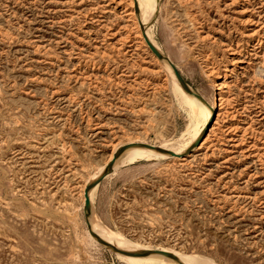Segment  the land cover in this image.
<instances>
[{
    "label": "rangeland",
    "instance_id": "1",
    "mask_svg": "<svg viewBox=\"0 0 264 264\" xmlns=\"http://www.w3.org/2000/svg\"><path fill=\"white\" fill-rule=\"evenodd\" d=\"M143 1L0 0V264H131L89 232L85 188L122 146L181 154L202 128L140 33ZM157 9L138 13L155 46L220 106L185 158L125 152L95 219L179 258L147 255L162 264H264V0Z\"/></svg>",
    "mask_w": 264,
    "mask_h": 264
},
{
    "label": "bare ground",
    "instance_id": "2",
    "mask_svg": "<svg viewBox=\"0 0 264 264\" xmlns=\"http://www.w3.org/2000/svg\"><path fill=\"white\" fill-rule=\"evenodd\" d=\"M144 2V3H143ZM142 3H141V5H139L138 7H137V9L134 11V16L136 17L135 19H136V21H137V24H138V27L140 28V33L143 35V37H144V39H145V41L147 42V40L146 39H148L154 46H155V44H154V42H153V40L151 39V36H149V34L147 33V30L145 29V26H144V24H143V21H142V19H143V16L141 17V15L139 16L138 15V13L139 12H144V15L147 13V11H149V9H157V8H159L160 7V0H145V1H143ZM135 3V7L137 6V1H135L134 2ZM140 10V11H139ZM157 11V13L159 12V9H157L156 10ZM136 15H138V17L136 16ZM148 45V44H147ZM148 47H149V45H148ZM156 48H157V50L159 51V48L157 47V46H155ZM151 50V49H150ZM160 52V51H159ZM153 53V52H152ZM160 53H162V52H160ZM154 54V53H153ZM154 56L155 57H157L155 54H154ZM158 58V57H157ZM168 58V57H167ZM159 59V58H158ZM169 59V58H168ZM170 60V59H169ZM171 61V60H170ZM164 64H165V66H166V68L168 69V71L172 74V76H173V80L179 85V87L184 91V92H182V91H180L181 89H177L176 90V94H179V96H180V98H182V101H184V103H186L187 105H189V106H191V107H197L196 105H199L200 107H199V109H200V112H199V114H200V116H198L199 117V119L201 120V125H202V128H201V130L200 131H198L197 132V134H196V136H195V138H194V140H195V142L199 139V138H201L202 137V141L204 140V142L206 141V139H207V137H206V135H207V131H209V125H210V123L214 120V118H215V116H216V112H217V110H218V108H219V104H217V101H219V95H217L216 94V97L214 96V101L212 100L211 102H210V104H209V106H205V105H201V103L199 102V100L200 101H202L203 102V99H200V98H197V96H195V95H193V94H189V93H187L184 89H183V87L180 85V83H179V81L177 80V77H176V75H175V72H174V70L171 68V66L169 65V63L167 62V61H164L163 62ZM172 79V78H171ZM195 93V92H194ZM196 97V98H195ZM198 99V100H197ZM214 127V126H213ZM204 132H205V135L203 136V134H204ZM205 138V139H204ZM201 141V142H202ZM194 142V143H195ZM203 142V143H204ZM193 143V144H194ZM202 143V144H203ZM192 144V145H193ZM201 144V143H200ZM201 144V145H202ZM200 146V145H199ZM198 146V147H199ZM197 147V148H198ZM132 148H139V149H145V150H152V151H150V152H147V153H145V154H141V156L139 157V158H145V157H149V156H151V155H169V154H167V153H163V152H159V151H157V150H153V149H149V148H146V147H144V146H142V145H137V146H135V147H132ZM132 148H129L128 150H126L125 152H127V151H129V150H131ZM158 148V147H157ZM196 148V149H197ZM162 149H165V150H168L166 147H163ZM195 149V150H196ZM194 150V151H195ZM170 151H173V152H176V153H178L179 154V152L178 151H176L175 149H171ZM125 152H123L122 154H121V156L125 153ZM137 154H140V153H137ZM120 156V157H121ZM127 156L128 155H124L122 158H121V160H125L126 158H127ZM171 156V155H170ZM119 157V158H120ZM172 157V156H171ZM118 158V159H119ZM174 158H177V157H174ZM118 159H116V161L118 160ZM135 159L136 158H131V161H135ZM120 160V161H121ZM116 161H115V163H116ZM119 161V162H120ZM123 162V161H122ZM115 163H114V166H113V171L110 173V174H113V173H115L114 171H115V168L117 167V165H118V163H117V165H116V167H115ZM122 165V164H121ZM118 168H119V166H118ZM117 168V169H118ZM103 174V170L100 172V174L92 181V182H94L95 180H97L101 175ZM109 174V175H110ZM108 176V175H107ZM96 188H97V186L96 187H94L91 191H90V193H89V195H90V199L92 198V196H93V194L95 193V191H96ZM85 190H86V188H85ZM85 190H84V193H83V200H84V203H85ZM91 219L93 220V222L95 223V225H96V227H97V229H98V231L100 232V234L104 237H102L99 233H97L96 231H95V229L92 227V225H91V228H92V231L94 232V233H96L97 235H99L101 238H103L104 240H106V241H108L109 243H111V244H113V245H115V246H117L118 248H120V249H122V250H126V251H130V252H138V250H141V249H137L138 247H135V246H133V244H126V243H124L123 241H119V239H118V241H116L114 238H113V236L111 235V233L109 232V230L104 226V225H102L101 224V222L100 223H98L97 221H96V219H95V215H94V211H93V208H92V212H91V215L89 216V218H88V220H89V222H90V224H91ZM99 220V219H98ZM87 222V221H86ZM89 230V229H88ZM90 233H91V231H89ZM92 235V234H91ZM93 236V235H92ZM94 237V236H93ZM95 238V237H94ZM96 239V238H95ZM97 240V239H96ZM98 242V241H97ZM163 251H165V250H163ZM140 252H149L146 248H142V251H140ZM116 253V252H115ZM156 255L157 253H154V251H153V253H149V254H147V255ZM119 255L121 256V258H123L124 260H129L130 262H131V264H162V263H165V262H163L162 260H159V259H156V258H153V257H148L147 258V255H145V256H127V255H123V254H120L119 253ZM158 256H162L161 254H159ZM157 256V257H158ZM164 257V256H163ZM168 259L169 257H165L164 258V260L165 259ZM170 260H172V261H176V260H174L173 258H169ZM192 259H194V258H192ZM192 259H189V260H187V261H185L186 262V264H196V262H194ZM196 260H199V259H196ZM199 261H201V260H199ZM207 263V262H206ZM207 264H210V263H207Z\"/></svg>",
    "mask_w": 264,
    "mask_h": 264
},
{
    "label": "water",
    "instance_id": "3",
    "mask_svg": "<svg viewBox=\"0 0 264 264\" xmlns=\"http://www.w3.org/2000/svg\"><path fill=\"white\" fill-rule=\"evenodd\" d=\"M146 40H147V44L149 45V48L151 49V51L160 60H164V61H167L169 63L171 68L174 70L175 75L177 77V80L179 81V83L183 87V89L187 93L193 94V95L197 96V98L201 99V97L198 94L194 93L191 90L189 85L186 83V81L183 79V77L181 76V74L177 70V67L167 57L163 56L157 50V48L148 39H146ZM204 135H205V132H204L203 136ZM201 141H202V137L199 138L190 148H188L186 150V152L181 153V154H178V153L170 151V150H165V149H162V148H157L156 146H153V145H150V144H128V145H125V146H122L121 148H119V150L116 152L113 160L106 166L103 174L97 180H95L94 182H91L90 184H88L87 187H86V190H85V205H84L85 219L87 221V225H88L89 231H91V234L97 239V241L101 245L105 246L106 248L111 249L113 252L120 253V254L127 255V256H145V255H147L149 253H153V251H149V252H130V251L122 250V249L118 248L117 246H115V245L109 243L108 241L104 240L103 238H101L96 233H94L92 231L91 224H90V222L88 220V218H89V216L91 215V212H92V204H91V199H90L89 193L94 187H96L97 185H99L100 183H102L106 179L107 175H109L113 171V166H114V163H115L116 159H118L121 156V154L123 152H125L126 150H128L129 148L135 147L137 145H142V146H144L146 148H149V149H153V150H157L159 152L167 153V154L171 155L172 157L185 158V157H187V156H189V155H191L193 153L195 148H197L200 145ZM154 253L161 254V255H164V256L169 257V258H173L174 260H177V261L179 260V258L175 254H173L171 252H168V251L158 250V251H155Z\"/></svg>",
    "mask_w": 264,
    "mask_h": 264
},
{
    "label": "crops",
    "instance_id": "4",
    "mask_svg": "<svg viewBox=\"0 0 264 264\" xmlns=\"http://www.w3.org/2000/svg\"><path fill=\"white\" fill-rule=\"evenodd\" d=\"M102 183H103V182H102ZM102 183H100L99 186H100ZM99 186H98V187H99Z\"/></svg>",
    "mask_w": 264,
    "mask_h": 264
}]
</instances>
